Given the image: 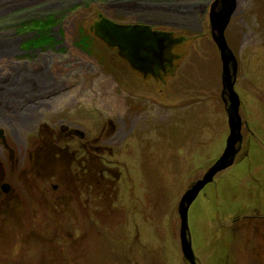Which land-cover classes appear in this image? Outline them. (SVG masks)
Returning a JSON list of instances; mask_svg holds the SVG:
<instances>
[{
  "label": "flooded vegetation",
  "instance_id": "flooded-vegetation-1",
  "mask_svg": "<svg viewBox=\"0 0 264 264\" xmlns=\"http://www.w3.org/2000/svg\"><path fill=\"white\" fill-rule=\"evenodd\" d=\"M216 1L81 0L83 4L58 13H44L38 6V11L27 13L30 21L17 20L19 16L0 25L2 226L14 223L22 231L29 226L35 229L33 237L45 239V228L60 223L63 213L77 221L78 208L87 207L86 217L92 219L100 208L113 207L120 179L115 169L121 166L114 159L140 157L147 151L141 144V114L161 110L153 90L157 85L170 91L164 95L168 100L186 92L184 81L181 92L168 82L180 59L177 51L185 33L204 28L210 33V11ZM241 3L236 0L228 25L242 14ZM104 19L166 34L163 44L168 49L159 59L136 68L127 50L96 36V25ZM147 82L150 91L142 94ZM165 107L161 108L170 110ZM153 112L146 116L156 121ZM256 214L258 209L233 222L255 219L249 228L264 245V217ZM34 225L43 230L37 233ZM248 232L245 229L246 236ZM250 240L251 236L246 243ZM243 252L248 254L249 249ZM59 257L63 259L60 253Z\"/></svg>",
  "mask_w": 264,
  "mask_h": 264
},
{
  "label": "rangeland",
  "instance_id": "rangeland-1",
  "mask_svg": "<svg viewBox=\"0 0 264 264\" xmlns=\"http://www.w3.org/2000/svg\"><path fill=\"white\" fill-rule=\"evenodd\" d=\"M240 8L242 14L224 36L237 59L234 89L241 102L242 142L232 167L217 173L188 210L196 264H264V256L258 255L264 254V245L248 225L256 220L233 222L254 209L264 217V0H242ZM185 34L175 75L168 82L181 92L184 81L186 92L168 100L164 95L170 91L159 85L153 89L161 110L141 114V144L147 151L114 159L121 166L115 169L120 179L113 207L100 208L92 219L86 217L87 207L78 208L77 221L63 213L60 223L45 228V239L33 237L32 227L22 231L14 223L0 224V264H49L42 251L48 260L56 253L69 256L70 264H188L180 248L178 205L189 186L221 156L229 131L221 99V61L209 30ZM149 84L143 85L142 94L149 93ZM151 112L156 121L146 116ZM235 226L241 230L231 231Z\"/></svg>",
  "mask_w": 264,
  "mask_h": 264
},
{
  "label": "water",
  "instance_id": "water-1",
  "mask_svg": "<svg viewBox=\"0 0 264 264\" xmlns=\"http://www.w3.org/2000/svg\"><path fill=\"white\" fill-rule=\"evenodd\" d=\"M82 2L81 0H57L50 3L48 0H15L14 2L12 0H0V25H6L14 18L10 17V12L14 9L23 8V10L21 9L22 13L15 16H20L17 20L30 21L28 17L30 14L27 13L33 10L38 11V8H36L38 5L42 4L44 13H58ZM235 8L236 0H217L210 11V35L221 61V99L225 107L229 132L221 156L206 170L201 179L189 186L178 205L180 248L188 264H196L188 228V210L203 188L213 182L214 176L234 164L242 142V120L239 113L241 102L234 89L237 76V59L229 49L224 36L225 29L230 17L235 12ZM101 23L104 25H101ZM96 26H98L96 36L111 46L127 50L132 56L130 61L136 68L141 63L149 64L159 59L163 51L168 49L163 44L168 40L166 34L163 33L155 34L148 29L117 26L106 22L105 19L99 21ZM2 38L4 39L5 37ZM138 55L141 58H138Z\"/></svg>",
  "mask_w": 264,
  "mask_h": 264
},
{
  "label": "trees",
  "instance_id": "trees-1",
  "mask_svg": "<svg viewBox=\"0 0 264 264\" xmlns=\"http://www.w3.org/2000/svg\"><path fill=\"white\" fill-rule=\"evenodd\" d=\"M54 247L58 248L55 244H54ZM41 255L45 259L44 263L48 262L49 264H62V263L63 264H70L69 256H63L60 254L63 257V259H61L59 257V253L58 254L56 253L55 258H51L48 260L47 257L43 254V251L41 252ZM258 255L264 256V254L262 252H258ZM66 257L68 258V261H65Z\"/></svg>",
  "mask_w": 264,
  "mask_h": 264
},
{
  "label": "bare ground",
  "instance_id": "bare-ground-1",
  "mask_svg": "<svg viewBox=\"0 0 264 264\" xmlns=\"http://www.w3.org/2000/svg\"><path fill=\"white\" fill-rule=\"evenodd\" d=\"M15 0H12V2H14ZM49 1V3L50 2H56L57 0H52V1H50V0H48ZM19 3H20V1H19ZM22 7H24L23 5H21ZM38 6H40V9H42L43 10V7H42V4L41 5H38ZM38 6H36L37 8H39ZM23 10V8H18V9H14L13 11H11L10 12V17H15V16H17V14L18 13H16V12H18V11H20V10ZM16 13V14H15Z\"/></svg>",
  "mask_w": 264,
  "mask_h": 264
}]
</instances>
